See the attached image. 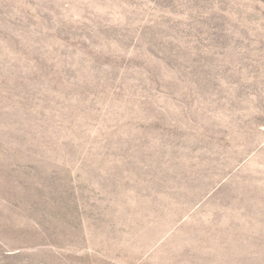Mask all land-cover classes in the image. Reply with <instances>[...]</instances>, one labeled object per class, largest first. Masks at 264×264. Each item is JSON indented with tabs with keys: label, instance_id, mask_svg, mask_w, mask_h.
I'll use <instances>...</instances> for the list:
<instances>
[{
	"label": "rangeland",
	"instance_id": "obj_1",
	"mask_svg": "<svg viewBox=\"0 0 264 264\" xmlns=\"http://www.w3.org/2000/svg\"><path fill=\"white\" fill-rule=\"evenodd\" d=\"M0 264H264V0H0Z\"/></svg>",
	"mask_w": 264,
	"mask_h": 264
}]
</instances>
